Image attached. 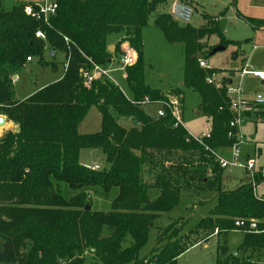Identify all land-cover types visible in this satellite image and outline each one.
I'll return each instance as SVG.
<instances>
[{"label": "trees", "instance_id": "trees-1", "mask_svg": "<svg viewBox=\"0 0 264 264\" xmlns=\"http://www.w3.org/2000/svg\"><path fill=\"white\" fill-rule=\"evenodd\" d=\"M57 1L55 14L43 22L27 15L22 2L4 8L0 0V115L16 123L0 137V264H84L88 254L96 264H173L214 230L225 234L232 229L244 232L240 254H227L226 246H220L224 256L210 264H261L264 197L255 194L252 182L223 188L225 169L210 149L233 143L228 136L231 100L225 85L216 88L207 82L219 70L203 68L193 57L211 55L206 38L219 23L181 25L165 12L155 13L163 0ZM153 14L166 38L185 48L184 83L199 93L211 120L210 137L202 142L191 138L184 126L175 127L170 114L157 117L144 109L167 99L145 79L142 30ZM242 17L254 27L264 25V20ZM37 30L45 39L36 37ZM114 34L118 38L109 40ZM124 42L137 53L136 63L126 69L132 97L108 78L86 86L80 69L92 63L109 66L120 58ZM111 44L114 50H109ZM47 45L69 58L64 75L27 99H16L12 77L28 57H42ZM92 106L101 114L100 130L80 133L79 125ZM112 109L128 118L130 127L121 125ZM86 148L101 149L108 166L93 169L83 164L79 157ZM262 181L264 176L256 174L255 185ZM62 183L76 193L66 197ZM90 186L106 191L118 187L111 210H92ZM203 189L216 192L209 215L192 233L178 228L168 241L158 240L153 255L140 257L154 220L175 208L183 191ZM237 219L255 221L257 227L235 226Z\"/></svg>", "mask_w": 264, "mask_h": 264}, {"label": "rangeland", "instance_id": "rangeland-1", "mask_svg": "<svg viewBox=\"0 0 264 264\" xmlns=\"http://www.w3.org/2000/svg\"><path fill=\"white\" fill-rule=\"evenodd\" d=\"M23 1L27 0H3V7L9 8ZM171 1L163 0L157 6L155 13L165 12L171 15L169 13ZM182 1L189 3L194 9L191 21L193 26H208L211 22L219 23L222 18L226 19L222 30L218 29L210 32L206 38L208 49L211 48L212 50L222 41L227 42L224 50L206 55L205 58L210 66L219 68L217 69L219 70L217 73L221 74L219 77H228L226 72L229 69L240 68L245 64H247L248 70L264 71V28H254L242 17V15H248L264 18V0H235L234 4L232 3L233 0ZM154 16V14L150 16L148 24L142 30L146 82L152 88L159 89L162 92L165 91L164 95L167 97H179L183 125L188 132L193 135L207 133L211 127V120L204 112L200 95L194 88L184 83L185 48L183 44L171 43L166 38L163 31L155 25ZM117 38L118 35L114 34L110 36L109 40L115 41ZM235 51L238 54L236 59H234ZM243 57H246V59H243ZM66 61L67 58L64 52L56 51L53 56L47 45L42 57L33 56V61L27 62L12 77V79L17 78L15 83L12 81L15 98L19 100L27 99L38 89L60 78L64 69L63 64ZM110 75L124 94L131 98L132 92L126 78L123 76V71L117 69L112 71ZM242 87L248 96H254L257 93L264 94V85H261L260 80L250 74L244 77ZM159 107V103H148L144 106V109L150 115L156 116ZM112 113L121 125L130 127L132 124L128 118L118 115L113 109ZM254 118L253 121H243L241 125L244 140L241 154H253V149L256 148V170L264 176V115L258 114ZM258 118L260 119L258 120ZM10 121L6 118L5 124L0 127V137L8 129L15 128L16 123L13 121L14 125L9 128ZM100 127L101 114L96 106H92L79 125V132L94 133L100 130ZM79 158L87 166L98 164L100 169L108 166L106 156L101 149H83ZM244 174L242 168L225 169L222 175L223 188H236L241 184ZM61 185L63 194L66 197L76 193L66 183ZM87 192L91 197L92 210L107 212L112 208V200L118 194V187H112L109 191H106L99 186H90L87 188ZM155 193L156 191H152L150 195L154 197ZM215 194V191L208 189L197 192L183 191L178 205L154 220V227L150 229L147 242L140 250L139 256L149 258L153 255L154 249L160 245L158 240L161 239V243L168 241L171 234L176 232L178 234V228H180L181 233H192L202 218L214 208L217 201ZM255 194L264 196V182H260L255 186ZM170 225L172 229L166 231V227ZM157 227L163 228L160 236ZM191 237L195 238L192 235ZM243 240L244 232L239 229H232L225 234L211 235L181 253L173 264L213 263L218 257L222 258L224 256L220 252L219 246H226L227 254L239 255V248ZM3 244L4 240L0 236V251L3 249ZM258 261L264 264V255H261ZM84 264H96L91 254L86 256Z\"/></svg>", "mask_w": 264, "mask_h": 264}, {"label": "built area", "instance_id": "built-area-1", "mask_svg": "<svg viewBox=\"0 0 264 264\" xmlns=\"http://www.w3.org/2000/svg\"><path fill=\"white\" fill-rule=\"evenodd\" d=\"M24 12L31 16L32 18L39 19L43 22H48L49 18L55 14L58 7V1L53 0H27L23 1ZM171 16L175 21L183 25L191 24L194 9L193 7L182 0H172L170 3V12ZM36 37L45 39V34L42 30H37L35 33ZM65 41L68 43L69 40L65 37ZM122 54L118 60H113L111 64L107 67H103L99 64L92 63L89 68H81V75L83 77L84 83L86 86H90L93 80L99 78H108L113 83L116 84L114 79L111 77L110 73L114 70L121 69L123 71V76L127 78V67L132 66L137 61V53L130 46L128 42H124L121 45ZM28 61L32 60L30 57L27 58ZM69 58L64 64V71L68 67ZM199 65L203 68H210L208 61L205 58L198 59ZM253 75L254 77L259 78L264 81V71L259 70H248L247 64L239 71L238 73V82L234 84L228 83L229 77H219L220 73L213 72L210 76L207 77V82L214 84L216 88H222L226 86V95L231 100L230 110L232 112V119L229 122V132L228 136L233 140L231 146L228 149H225V152H229V155L226 156L221 150L210 149L214 155L215 161L223 169H231L239 167L245 170L248 182H252L255 188V176L257 174L256 170V159L253 156H249L246 159H243L242 144L244 143L243 134L241 132V125L244 121V118L247 115L254 114L258 115L262 110H264V94L257 93L254 96L246 97L244 96V91L242 88V80L246 75ZM17 80L16 77L12 79L13 83ZM148 101V98L145 99ZM160 104L159 109L157 110V117H165L170 114L173 119L174 126L183 125L182 121V110H181V101L177 96H168L166 100L158 102ZM185 127V126H184ZM188 132V130H187ZM189 136L198 142H202L204 138L210 137V131L207 133H202L200 135H193L188 132ZM208 148V147H206ZM93 169H100L98 164L90 165ZM235 226H242L244 228L256 229L257 225L255 221H251L247 224L244 219L235 220Z\"/></svg>", "mask_w": 264, "mask_h": 264}, {"label": "crops", "instance_id": "crops-1", "mask_svg": "<svg viewBox=\"0 0 264 264\" xmlns=\"http://www.w3.org/2000/svg\"><path fill=\"white\" fill-rule=\"evenodd\" d=\"M196 8H197V5H196ZM242 16H248V15H242ZM248 17H253V18H257V19H261V20H264V18H260V17H254V16H248ZM219 19V18H218ZM220 22V21H219ZM251 25V24H250ZM252 26V25H251ZM254 27V26H253ZM254 28H264V25L263 26H259V27H254ZM220 29V28H219ZM222 44V43H221ZM222 45H224V44H222ZM225 46V45H224ZM56 53H53L52 51H51V55H55ZM238 57V54H237V51H235L234 52V59H236ZM243 59H246V57H243ZM207 60V59H206ZM33 61V59L32 60H30V61H28V62H32ZM56 67V66H55ZM209 67L210 68H213V69H219V68H217V66H210L209 65ZM244 66L242 65L240 68L238 67V68H236V69H229L228 70V72H226L227 74H228V83H229V79H230V76H229V73H231V72H234L235 74H234V76L232 77V81H231V83L232 82H234V84H236L237 82H238V73H239V71L243 68ZM259 71H263V70H259ZM238 72V73H237ZM64 75V69H63V72H62V76ZM62 76L60 77V78H58V79H55L54 81H57V80H59V79H61L62 78ZM220 76H221V74H220ZM254 77V76H253ZM255 78H257V77H255ZM258 80H260L259 78H257ZM244 80V79H243ZM243 80H242V86H243ZM51 83V82H50ZM260 84L261 85H264V81L263 80H260ZM48 85V84H47ZM243 88V87H242ZM39 90V89H38ZM243 91H244V96H246V97H250V96H248L246 93H245V89L243 88ZM165 92V91H164ZM260 114H261V116H263L264 115V110H262L261 112H260ZM254 114H250V115H247L245 118H244V121H247V120H250V121H253L252 119H255L254 118V116H257V115H254ZM3 116H5V115H3ZM6 117V116H5ZM7 118V117H6ZM8 119V118H7ZM260 118H258V120H259ZM9 121V120H8ZM9 123H11V125L9 126V128H12L11 126L12 125H14V123L12 122V121H10ZM15 128H16V126H15ZM14 128V129H15ZM210 130H211V127H210ZM209 130V131H210ZM229 147V146H228ZM228 147H220L219 148V150H221V151H223V152H225V149H228ZM255 151H256V148H254L253 149V154H246V155H243V159H246V158H248L249 156H253V157H256V154H255ZM226 156H228L229 155V152H225L224 153ZM239 168V167H238ZM244 170V169H243ZM244 172H245V170H244ZM257 172H259V171H257ZM260 173V172H259ZM261 174V173H260ZM245 182H248V179H247V176H246V172H245V174H244V176H243V178H242V181H241V184L240 185H242L243 183H245ZM262 182H264V181H262ZM261 182V183H262ZM259 184V183H258ZM257 184V185H258ZM240 185H238V186H240ZM237 186V187H238ZM236 187V188H237ZM234 189V188H233ZM157 192L155 193V195H154V197H156L157 196ZM257 196H259L258 194H257ZM215 197H216V194H215ZM259 197H264V196H259ZM217 200V199H216ZM211 212V211H210ZM167 213V212H166ZM163 215V214H162ZM209 215V214H208ZM207 216V215H206ZM205 216V217H206ZM205 217H203V218H205ZM173 222V221H172ZM156 227V226H155ZM165 228V227H164ZM157 229L159 230V236L161 235V233H162V230H163V228L162 227H157ZM212 235H219L218 233H217V230L212 234ZM210 237V236H209ZM160 238V237H159ZM158 238V239H159ZM203 241V240H202ZM199 243V242H198ZM220 247V246H219Z\"/></svg>", "mask_w": 264, "mask_h": 264}, {"label": "water", "instance_id": "water-1", "mask_svg": "<svg viewBox=\"0 0 264 264\" xmlns=\"http://www.w3.org/2000/svg\"><path fill=\"white\" fill-rule=\"evenodd\" d=\"M234 1L235 0L232 1L233 4H234ZM225 22H226V19H223L222 18L220 20V22H219V28L221 30L223 29V27L225 25ZM112 49H114V45L113 44L109 45V50H112ZM224 49H225V46L222 45V44H219L216 47H214V49L212 50V53L211 54H213V53H215L217 51H220V50H224ZM193 57L199 59V58L202 57V55L201 54H196V55H193ZM234 74H235L234 72L229 73V76H230L229 83H231L232 77L234 76ZM5 120H6V117L3 116V115H0V127H3V125L5 124ZM133 125H136V122L135 121L133 122ZM86 209L87 210H90L91 209V206L90 205H86Z\"/></svg>", "mask_w": 264, "mask_h": 264}]
</instances>
